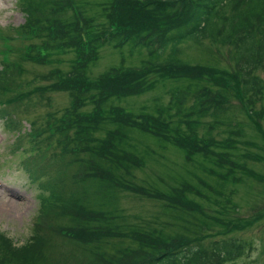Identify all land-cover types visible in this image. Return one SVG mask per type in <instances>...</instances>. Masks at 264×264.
<instances>
[{
  "label": "trees",
  "instance_id": "1",
  "mask_svg": "<svg viewBox=\"0 0 264 264\" xmlns=\"http://www.w3.org/2000/svg\"><path fill=\"white\" fill-rule=\"evenodd\" d=\"M18 2L25 20L9 29L27 32L25 42L21 49L10 45L0 50V112L9 128L15 129L11 124L19 121L9 116L13 110L9 102L17 99L8 94L22 61L53 63L67 50L76 55L69 70L57 67L41 75L40 80L52 81L50 85H35L27 95L29 99L36 94L42 100L52 90H65L72 98L63 115L52 114L45 127L28 132L31 141L48 133L33 147L39 158L63 161L62 171L52 179L56 186L52 189L49 184L50 197L57 196L60 204L45 200L47 213L41 218L46 222L35 223L38 234L27 244L16 246L0 233V264H233L242 257L246 245L237 238H216L206 247L202 236L191 234L195 229L202 232V226L194 225L196 218L228 227L209 218L200 200L210 199L209 193L215 192L219 198L223 191L218 182L234 179L236 168L248 172L235 156L237 130L226 138H217L212 131L228 124L222 118L229 110L230 90H236L250 115L262 97L263 80L256 70L264 68V0H104L102 11L97 9L99 16L86 11L79 0ZM206 39L234 47L232 71L177 57L181 44ZM106 42L118 48H144L149 57L140 66L111 67L93 78L90 69ZM167 79L186 82L169 88V102L159 104L153 113H133L110 102L114 97L153 90ZM188 95L193 97L191 104H187ZM87 104H92L91 111L84 110ZM9 105L11 109L6 108ZM207 117L212 120L206 122ZM259 117L264 119L261 110ZM203 123L206 129L200 135ZM130 126L173 141L185 151L188 162L202 155L210 163L204 169L217 183L202 178L199 184L167 189L138 181L135 171L145 165L146 158L125 144ZM52 137H57L55 145ZM28 167L34 177L42 171ZM124 193L160 201L170 220L159 227L149 219L142 224L130 222L121 206ZM177 224L186 237H167L166 231Z\"/></svg>",
  "mask_w": 264,
  "mask_h": 264
},
{
  "label": "rangeland",
  "instance_id": "2",
  "mask_svg": "<svg viewBox=\"0 0 264 264\" xmlns=\"http://www.w3.org/2000/svg\"><path fill=\"white\" fill-rule=\"evenodd\" d=\"M103 2L104 0H79L86 11L97 15L99 7L102 11L100 4ZM24 20L25 15L18 0H0V50H6L10 45L21 49L22 43L25 42L23 37L27 32L19 29L11 31L9 26H20ZM99 20L100 23L103 21L100 17ZM233 52L234 47L230 44L216 39H206L199 44L192 42L181 44L177 57L190 64L232 71ZM75 55V52L67 50L63 55L57 56L56 58L60 59L53 63L39 62L37 59L22 61L21 72L15 75L12 90L8 94L10 99H17L9 102L13 106L9 116L19 120L16 124H11L16 127L15 129L7 126V119L0 112V233L12 239L16 246L29 243L38 234L35 223L41 220L39 217H42L43 213H47L44 208L46 199L48 204H60L57 196H50L56 186L53 187V183L56 182L52 179L62 171L60 164H63V161L58 159L55 163L52 158L49 161L46 158H39L33 147L48 133L44 131L43 137L31 141L32 135H28V132L35 127L39 130L45 127L48 117L52 114L60 117L72 104V98L65 90H52L46 93V99L42 100H38L36 94L29 95V99L27 95L35 85H50L52 81L40 80L41 75H49L57 67L69 70ZM148 57V52L144 48H133L130 45L118 48L114 43L106 42L101 48L98 62L91 67L89 75L95 78L115 66H140ZM256 74L262 78L264 85V68H258ZM184 81L186 82L185 79L160 80L153 90L140 95L114 97L110 102L133 113H153L159 104L165 105L169 102V88ZM192 98V95H188L187 104H191ZM2 100L5 103L7 101ZM229 101V110L222 118L226 119L228 124L219 125L212 134L217 138H226L231 130H237L234 136L235 156L245 165L248 172L236 168L234 179L230 178L227 183L218 182L220 186V188L217 186L218 189L223 191L219 198L215 192L216 195L209 193L210 199L200 200L209 218L227 224L228 227L224 228L211 222L201 223V220L196 218L194 225L202 226V232L195 229L191 236H202V245L206 247H209L211 241L216 238H237L246 245V252L233 264H264V119L259 117L260 110L264 112V87L262 97L257 101L252 115L246 111L244 102L236 90L229 91ZM8 107L11 109L10 105L6 106ZM91 109L92 104H87L84 108L86 111ZM210 120L211 117L205 118L206 122ZM205 129L206 125L203 123L198 129L199 134L204 135ZM171 134L174 136L176 133L172 131ZM56 138H51L54 145L57 142ZM125 144L146 158L145 165L135 171L138 181L143 180L167 189L184 183L199 184L202 178L211 184L217 183L216 177L204 169L210 163L204 161L202 155L198 154L188 162L185 151L173 141L160 140L143 133L137 126H130L127 128ZM25 164L40 168L42 171L34 177ZM59 187L58 184V189ZM53 195L55 196L54 193ZM123 195L121 206L124 213L129 215L130 222L142 224L144 219H149L152 220V226L159 227L163 221L170 220V214L162 212L160 201L146 200L128 193ZM45 222L46 220H43V224ZM44 226L47 228V225ZM166 233L170 238L180 234L186 237L181 224L168 229ZM65 248L67 247L61 246L60 249Z\"/></svg>",
  "mask_w": 264,
  "mask_h": 264
}]
</instances>
